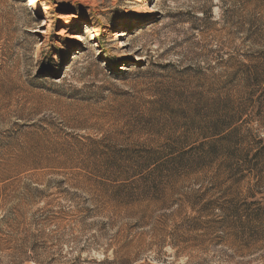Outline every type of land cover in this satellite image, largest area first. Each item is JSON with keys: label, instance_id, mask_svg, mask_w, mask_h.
Returning <instances> with one entry per match:
<instances>
[{"label": "rangeland", "instance_id": "obj_1", "mask_svg": "<svg viewBox=\"0 0 264 264\" xmlns=\"http://www.w3.org/2000/svg\"><path fill=\"white\" fill-rule=\"evenodd\" d=\"M0 264H264V0H0Z\"/></svg>", "mask_w": 264, "mask_h": 264}, {"label": "bare ground", "instance_id": "obj_2", "mask_svg": "<svg viewBox=\"0 0 264 264\" xmlns=\"http://www.w3.org/2000/svg\"><path fill=\"white\" fill-rule=\"evenodd\" d=\"M29 2L32 3V4H36V3H39L40 0H29ZM65 22L68 23V22H70V20H69V19H66ZM70 37H71L72 39H75L77 36H75V35H70Z\"/></svg>", "mask_w": 264, "mask_h": 264}]
</instances>
